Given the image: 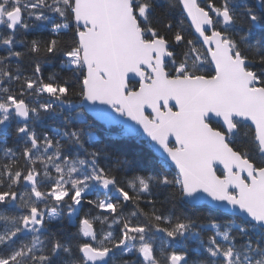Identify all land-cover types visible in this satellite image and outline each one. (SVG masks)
Here are the masks:
<instances>
[{
  "label": "snow or ice",
  "instance_id": "1",
  "mask_svg": "<svg viewBox=\"0 0 264 264\" xmlns=\"http://www.w3.org/2000/svg\"><path fill=\"white\" fill-rule=\"evenodd\" d=\"M0 26V264H264V0H0Z\"/></svg>",
  "mask_w": 264,
  "mask_h": 264
},
{
  "label": "trees",
  "instance_id": "2",
  "mask_svg": "<svg viewBox=\"0 0 264 264\" xmlns=\"http://www.w3.org/2000/svg\"><path fill=\"white\" fill-rule=\"evenodd\" d=\"M0 31H3L2 26H0ZM48 31V29L43 28V29H32L30 31H28L27 33H17L16 34V39H21L22 36H27V39H32L35 35H40V34H46ZM253 39H258V40H264V30H257L254 34H253ZM22 46L20 45H16V50H21ZM6 52L3 50V47L0 46V55H5ZM46 68V73L45 75H47L48 73H51L53 71H59L61 72V74H66L68 72V69H61L59 66L58 62H55L54 65H45ZM94 120V119H93ZM56 123L54 125H52L53 127L56 126H60L62 124V120L60 117H56L55 118ZM97 124H99L100 122H97ZM15 122H11L10 127L8 129L7 132H4L2 130H0V155H2V149L4 147H10L12 148L14 151H19V147L22 144V140L21 138L14 136L12 134L13 129L15 127ZM96 135L98 136H104V139H109V137L107 135L104 134L102 127L96 129L95 132ZM154 152L152 151L150 145L147 143V141L143 140L142 138L140 139H136V140H132L129 141L126 147V157L127 158H140L143 161L146 162V165L149 168H154L155 167V161H153L152 156H153ZM130 175V173H129ZM129 191L131 192V190L129 189ZM162 198V197H161ZM131 209H129L130 211ZM66 211V210H65ZM96 213L93 212V215H95ZM225 218H230L228 216V214L225 213H221ZM97 227H99V222H97ZM116 226L114 225L113 228H115ZM205 235H207V233H205ZM188 246V248L194 249L197 245L195 241H186L185 242ZM190 257L191 258H198V254L195 253L194 251H190Z\"/></svg>",
  "mask_w": 264,
  "mask_h": 264
},
{
  "label": "water",
  "instance_id": "3",
  "mask_svg": "<svg viewBox=\"0 0 264 264\" xmlns=\"http://www.w3.org/2000/svg\"><path fill=\"white\" fill-rule=\"evenodd\" d=\"M92 119L95 120V117H92ZM97 122H99V121H97ZM142 139L145 140V141H147L146 138H143V137H142ZM150 147H151V145H150ZM151 149H152V151L154 152L155 155H159V153H156V152H155V149H153L152 147H151ZM225 214H227V213H225Z\"/></svg>",
  "mask_w": 264,
  "mask_h": 264
}]
</instances>
